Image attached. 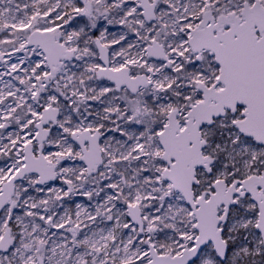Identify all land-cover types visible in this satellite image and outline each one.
<instances>
[{
  "label": "snow or ice",
  "instance_id": "6c2138e0",
  "mask_svg": "<svg viewBox=\"0 0 264 264\" xmlns=\"http://www.w3.org/2000/svg\"><path fill=\"white\" fill-rule=\"evenodd\" d=\"M0 264H264V0H0Z\"/></svg>",
  "mask_w": 264,
  "mask_h": 264
}]
</instances>
